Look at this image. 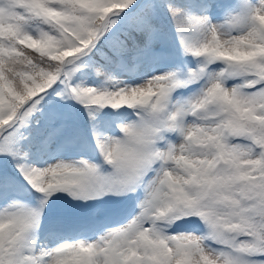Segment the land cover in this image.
Returning a JSON list of instances; mask_svg holds the SVG:
<instances>
[{"label":"snow or ice","instance_id":"snow-or-ice-1","mask_svg":"<svg viewBox=\"0 0 264 264\" xmlns=\"http://www.w3.org/2000/svg\"><path fill=\"white\" fill-rule=\"evenodd\" d=\"M135 4L0 0V264H264V0L257 5L242 0L223 24H213L207 14L221 7L218 0H201L205 14L200 16L166 0L184 52L203 59L198 68L185 78L168 71L115 90L72 86L71 77L83 66L77 61L109 32L112 17ZM32 22L48 30L33 35ZM121 52L115 50L117 56ZM104 59L105 64L93 61L89 67L107 82L111 59ZM217 61L225 67L207 72ZM205 76L193 99L172 102L174 91ZM235 77L243 82L227 87L225 80ZM61 78L65 98L85 109L110 172L87 160H58L45 167L28 163L29 150H46L72 132L57 112L42 140L28 150L21 143L27 137L20 129ZM107 107L137 109L139 119L119 125L121 137H109L98 130L99 114ZM188 116L194 118L190 123ZM166 132H177L181 141L162 146ZM152 170L154 177L146 181ZM142 185L145 198L127 224L93 241H65L37 252L36 231L59 194L87 202L127 195ZM26 197H34L36 206ZM189 218L200 219L206 234L165 231Z\"/></svg>","mask_w":264,"mask_h":264},{"label":"trees","instance_id":"trees-1","mask_svg":"<svg viewBox=\"0 0 264 264\" xmlns=\"http://www.w3.org/2000/svg\"><path fill=\"white\" fill-rule=\"evenodd\" d=\"M227 1L218 0V3L222 5L226 4ZM229 1L236 6H239L241 2V0ZM174 2L181 7L188 8L192 15L198 14L199 9H201V0H174ZM201 13H204L202 9ZM112 19L115 23L109 32L101 38L93 52L77 61L78 64L83 66L71 77L69 83L72 86L80 84L81 86L91 85L97 88H110L118 81L119 77L133 78L138 75L137 72L140 67L149 68L152 60L167 64L168 70L177 72L181 78H185L190 69L198 68L203 63L202 58H196L184 52L176 33L175 24L167 11L166 0H137L135 5L127 11L112 17ZM146 21L150 22V27L147 26ZM31 28L38 31L40 28L48 30V26L37 22H32L29 26V29ZM116 49L122 50L120 56L115 54ZM105 56L111 59L108 69L112 75L111 80L107 82L104 79H98L89 67L93 61L105 64ZM186 62H192V64L187 65ZM215 63L219 64L218 72L225 67L222 61H217L208 65L207 72L210 73L212 65ZM225 81H233V84L237 85L242 83L243 79L235 77L228 78ZM206 82L207 76L198 82L180 88L176 92L174 91L172 102L176 104L180 100L185 102L191 100L199 94ZM65 87L63 78H61L52 89L47 90V94L43 95V99L37 106L38 110L28 126L20 129V133L27 137L21 143L24 145L25 150H28L29 144L42 140L47 133L50 118L57 112L67 118V125L72 132L70 135L57 137L48 145L46 150L40 149L38 151L35 147L29 150L28 163H34L37 160L49 157L53 152L64 151L72 156L84 155L94 160L95 163L93 164H96L102 172H110V165L104 161L91 135V125L85 109L73 99L65 98ZM247 90L253 91L254 89ZM126 113H129L127 115V119L129 118L128 123L139 119V110L137 109L126 107L119 110H113L110 107L103 109L98 117V130L102 133L107 132L109 127L111 125L116 126ZM117 131V136L121 137L120 129ZM168 133L170 132L164 134V138L160 142H165L168 139ZM129 194L123 196L113 195L111 202L106 198L108 207L104 206L105 213L99 214L100 216L95 215V207L91 208L88 214H84L79 210L66 207L67 200L58 197L50 207L53 210V217L48 214V209H45L46 225H40L36 233L40 230L43 231L45 228L54 231V228L60 227L71 234H87L90 233V229L94 230L105 220H118L119 222L125 219L132 210L131 204L127 203ZM25 199L32 206H36L37 201L34 197H26ZM180 222L185 225L191 223L194 227L200 226L203 234L207 232L206 226L198 218H189ZM211 246L214 248L219 247L216 244H211Z\"/></svg>","mask_w":264,"mask_h":264},{"label":"rangeland","instance_id":"rangeland-1","mask_svg":"<svg viewBox=\"0 0 264 264\" xmlns=\"http://www.w3.org/2000/svg\"><path fill=\"white\" fill-rule=\"evenodd\" d=\"M259 2H260V0H249V3L252 5H257V4H259ZM241 3H242V0L240 2V5H241ZM240 5L236 6L233 3H231V1L228 0L226 2V4L221 5V7L219 8L220 11L217 10L215 13H211V12L208 13V15L211 18V22L213 24H223L225 22V18L228 14H235L240 10ZM203 14H205V13H201V9H199L198 14L196 13L193 15L200 16ZM29 31L33 35H38V30H36L34 28L29 29ZM186 64L190 65V64H192V62H186ZM218 70H219V64L215 63L214 65H212L210 73L218 72ZM168 71L169 70H168L167 64H163L159 61H153L152 60V64L150 65L149 68L140 67L138 69V72H137L138 75L134 76L133 78H120L119 77L118 81L115 84H113L112 86H110L109 89L115 90L116 88H119V87L135 86V85L144 83L147 79L151 78L153 75L162 74V73H165ZM224 83L227 87H232L234 85L233 81H225ZM84 86H88V85H84ZM185 103L186 102L184 100L183 101L180 100L176 104H185ZM193 119H194L193 117L188 116L185 118V122L190 123L193 121ZM128 121H129V118L127 119V116H123L121 121L114 128H110L104 134L108 135L109 137H112V138H119L116 134L118 132V131H116V128H118V130H119L120 129L119 125L126 124V123H128ZM181 139L182 138L179 136V134L177 132H171V134L168 135V139L164 143L161 142L160 144L162 146L166 147L169 142L179 143L181 141ZM58 160L71 161V162H76V161H80V160H87L90 163H95L94 160H91L84 155L72 156L69 153H66L64 151H58V152H53V154H51L49 157L37 160L36 162L29 163V164H32V165L37 166V167H45L48 164L55 163ZM154 168H158V165L154 166ZM154 175H155V171L152 170L150 173L147 174L146 181L153 178ZM141 189L143 190V192H136L137 196L134 195V193L129 194V197L132 198L131 202L133 204L135 203L136 205L129 212L127 219H125L122 223H120V224H109V223H107L103 227H101L95 231L92 230V233H90L88 236H85V237H83V233H80L77 235H69V233L62 230L61 228H55V230H54L55 232H52L49 229L48 230L45 229L44 231L40 230L36 233V236H35V248H36L37 252H39V250H41V249H44V250L52 249V248L58 246L59 243H62L65 241L72 242V241H76V240H80V239L93 241V240L97 239L99 235L105 233L106 231L127 224L133 217L138 215V213L140 211L139 205L145 198V185ZM58 197L61 199L67 200L66 207L79 210L80 212H82L84 214H88L91 211V208L95 207L96 208L95 209L96 210L95 215L97 216L99 214L101 215L102 213H105L104 212L105 207L107 206L106 205V198H108L109 201L111 202V198H113V195L106 194L103 197L94 198V199H91L87 202H83V201H79V200H72L67 194H64V193L59 194ZM47 209H48V214L53 213L52 209H50V208H47ZM95 215H93V216H95ZM45 217L43 216V218L41 219V222L43 221V219ZM160 225H161V227H163V223H160ZM165 231H167V232H182V233L191 232V233H194L197 235L203 234V230H201L200 228H195L194 226L191 225V223H188L185 225V224L181 223L180 221H179V227H177L174 224L171 228L165 229Z\"/></svg>","mask_w":264,"mask_h":264}]
</instances>
